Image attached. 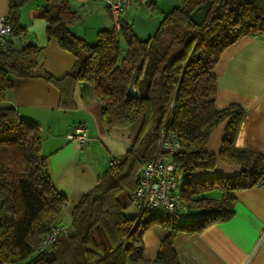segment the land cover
I'll return each mask as SVG.
<instances>
[{"label": "trees", "instance_id": "1", "mask_svg": "<svg viewBox=\"0 0 264 264\" xmlns=\"http://www.w3.org/2000/svg\"><path fill=\"white\" fill-rule=\"evenodd\" d=\"M25 1L8 0L12 36L22 30L18 17ZM43 1L47 37L71 52L75 62L63 77L53 78L37 61L35 45L19 50L0 47V101L13 77L40 76L58 88L60 106L71 107L75 83L85 81L102 104L107 131L139 118L141 124L125 154L81 195L72 209L69 230L45 252H37L67 199L51 184L40 154V125L13 107L0 106V264H56L64 256L68 264H179L173 247L178 232L197 233L229 219L235 204L231 191L264 181V155L234 143L244 108L236 103L215 107L213 72L220 53L238 37L264 35V0H211L201 25L188 14L205 0H185L163 17L149 38L139 39L131 25L120 20L118 27L98 30L93 44L69 30L76 14L68 0ZM120 40L125 45L122 52ZM222 121L218 153H209L205 143ZM162 128L179 143L172 155L185 176L184 203L206 209L187 223L148 211L126 217L117 198L121 191L132 194L140 167L158 152ZM216 157L239 165L238 174L188 177L195 167H213ZM214 189L221 192L218 199L201 195ZM155 223L168 232L156 257L145 259L141 233Z\"/></svg>", "mask_w": 264, "mask_h": 264}, {"label": "crops", "instance_id": "2", "mask_svg": "<svg viewBox=\"0 0 264 264\" xmlns=\"http://www.w3.org/2000/svg\"><path fill=\"white\" fill-rule=\"evenodd\" d=\"M185 0H147L130 2L122 11L120 20L131 25L139 39L153 35L163 17ZM76 19L69 30L93 44L97 31L113 28L114 20L104 0H68ZM43 0H26L19 9L21 32L13 34L14 49L28 44L38 48L37 61L53 78L63 77L75 62L74 55L62 48L55 38L46 34ZM8 0H0V16L7 15ZM125 47L120 40V50ZM216 79L214 104L224 108L230 103L239 104L245 113L235 136V146L248 148L264 155V35L243 34L227 45L213 68ZM0 106H10L18 113L37 122L41 127L40 154L51 184L64 195L67 204L59 212L56 222L70 227L71 212L81 195L92 189L97 177L107 171L132 145L141 124V118L126 126L106 130L102 118V104L92 87L77 81L73 87L72 106H60V92L40 76L13 77V85L5 90ZM77 125L86 129L81 146L67 138ZM225 121L209 134L205 149L217 154ZM240 166L229 164L216 157L213 167H195L188 177L192 180L212 176H234ZM235 197L233 215L214 223L200 232H178L173 239L179 264H264V181L246 188L231 191ZM218 199L221 192L211 190L201 194ZM126 217L139 215L129 192L117 196ZM206 209L188 207L180 213L181 223L204 215ZM167 228L155 223L141 233L142 255L154 259L160 240ZM62 235V234H61ZM60 235V236H61ZM66 256L56 264H68ZM130 264V263H128Z\"/></svg>", "mask_w": 264, "mask_h": 264}, {"label": "built area", "instance_id": "3", "mask_svg": "<svg viewBox=\"0 0 264 264\" xmlns=\"http://www.w3.org/2000/svg\"><path fill=\"white\" fill-rule=\"evenodd\" d=\"M146 1L104 0V3L114 20L115 27H118L120 15L130 2L145 3ZM11 37L12 29L7 15L0 16V47L4 50L12 48ZM66 136L77 141L78 146H81L86 139V129L84 126L77 125ZM178 147L179 143L174 136L166 133L162 128L159 133L158 152L140 167L138 181L130 198L139 211L153 212L163 218L181 222L180 213L186 210L187 205L181 197L185 176L177 167L172 155ZM68 230V227L63 224L52 223L39 241L36 251L45 252L59 235Z\"/></svg>", "mask_w": 264, "mask_h": 264}, {"label": "water", "instance_id": "4", "mask_svg": "<svg viewBox=\"0 0 264 264\" xmlns=\"http://www.w3.org/2000/svg\"><path fill=\"white\" fill-rule=\"evenodd\" d=\"M211 8V0H205L196 7H194L188 14L189 19L196 25H201L208 15ZM121 163V161H119Z\"/></svg>", "mask_w": 264, "mask_h": 264}, {"label": "rangeland", "instance_id": "5", "mask_svg": "<svg viewBox=\"0 0 264 264\" xmlns=\"http://www.w3.org/2000/svg\"><path fill=\"white\" fill-rule=\"evenodd\" d=\"M124 49V48H123ZM73 140V139H72ZM75 141V140H74ZM75 143L78 145V142L77 141H75Z\"/></svg>", "mask_w": 264, "mask_h": 264}]
</instances>
